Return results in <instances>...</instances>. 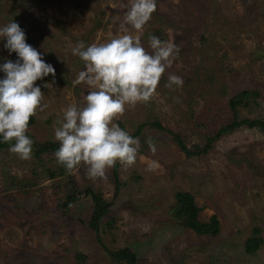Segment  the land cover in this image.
I'll use <instances>...</instances> for the list:
<instances>
[{"label": "rangeland", "instance_id": "1", "mask_svg": "<svg viewBox=\"0 0 264 264\" xmlns=\"http://www.w3.org/2000/svg\"><path fill=\"white\" fill-rule=\"evenodd\" d=\"M129 0H0V27L14 20L26 42L55 68L35 82L44 94V112L34 116L27 133L35 144H58L55 121L72 103L79 105L87 85L73 84L84 62L72 54L77 42L102 43L118 29ZM171 40L181 51L166 69L155 95L146 103L126 106L114 122L132 135L144 123H159L182 137L188 148L202 147L207 137L232 121L231 98L255 91V104L240 118L264 119V0H157V9L140 34ZM0 39V65L16 53ZM169 74L183 79L167 88ZM5 74L0 71V79ZM50 84V87H44ZM151 137L153 154L147 144ZM137 162L117 163L103 178L90 179L83 163L62 176L54 153L20 159L0 153V264H118L109 252L127 248L137 264H264V244L252 255L244 242L253 227L264 239V134L245 127L222 136L207 155L186 158L171 135L146 127ZM33 149V146H32ZM140 157L145 159L141 160ZM148 161L158 168L149 170ZM88 188L107 203L95 234L88 222L92 199ZM189 192L203 210L200 220L216 216L220 232L198 237L178 226L171 207L178 192ZM77 200L60 205L70 194ZM107 221H113L107 231ZM100 237L101 242L97 240ZM82 257L84 259H82Z\"/></svg>", "mask_w": 264, "mask_h": 264}, {"label": "clouds", "instance_id": "2", "mask_svg": "<svg viewBox=\"0 0 264 264\" xmlns=\"http://www.w3.org/2000/svg\"><path fill=\"white\" fill-rule=\"evenodd\" d=\"M125 7L122 20L113 18L119 25L109 40L89 46L80 41L72 48V54L84 62L73 84H85L88 90L79 105L69 104L54 124V140L59 143L54 152L57 163L68 172L83 163L93 180L103 178L117 163L131 167L137 162L139 140L114 121L126 106L152 99L166 69L181 51L173 41L155 35H149L147 49L141 43L140 34L157 9V0H129ZM0 39H6L4 47L18 57L0 65L5 74L0 79V142L14 141L9 152L28 160L34 143L26 135L30 119L48 107L42 103L41 88L34 85L49 75L55 77V68L26 42L25 32L14 20L0 27ZM167 81L165 86L170 89L183 85V79L175 74H169ZM146 142L154 154L152 138ZM158 167V162L148 161L149 170Z\"/></svg>", "mask_w": 264, "mask_h": 264}, {"label": "trees", "instance_id": "3", "mask_svg": "<svg viewBox=\"0 0 264 264\" xmlns=\"http://www.w3.org/2000/svg\"><path fill=\"white\" fill-rule=\"evenodd\" d=\"M260 95L255 91H242L238 95L231 98L228 102V108L232 115V121L230 123L224 124L220 129L213 135L207 137L205 144L202 147L193 146L191 149L188 148L183 141L182 137L178 134H174L171 131H168L166 128L162 127L159 123H144L137 127L136 131L131 135L133 138L140 137L146 127L154 128L158 131H163L168 135H171V142H173L178 149L185 155L186 158L198 157L201 158L208 154V152L214 148L215 143L225 134L232 132L236 129L245 127L248 129H257L264 134V119H248L240 118L239 112L242 109L249 108L252 104L257 102ZM34 124V118L32 117L29 122V127ZM26 135L31 139L32 137L26 133ZM2 141V138H0ZM14 143H3L0 142V153L7 151L10 147V144ZM59 148L58 144L53 143H44L38 145L33 143L32 153L35 157H39L41 153H54ZM66 173L65 167H58L57 171L52 173L51 176L57 175L62 176ZM113 179L115 180L114 184L116 190L118 191L121 188V184L118 182L117 167H113ZM84 192H88L92 199V214L88 226L95 234L105 232L101 230L99 225V219L104 217L107 213V203L102 199L101 194H96L91 191L89 188ZM77 200L75 193H71L67 200L60 205L63 210H67L69 206ZM203 210L202 207H198L195 203L194 197L189 192H178L175 195V202L171 207V214L178 226L183 227L186 230H190L198 237H208L214 238L220 232V223L216 216H211L208 222H202L200 220V213ZM113 221H107V231L112 228ZM97 240L101 242L100 237L97 236ZM264 244V239L262 237V229L260 227H253L251 229V236L248 237L244 242V254L252 255L257 252L260 247ZM110 258L118 264H137V258L135 253L130 251L127 248L118 250L116 252H109ZM82 259H84L82 257Z\"/></svg>", "mask_w": 264, "mask_h": 264}]
</instances>
